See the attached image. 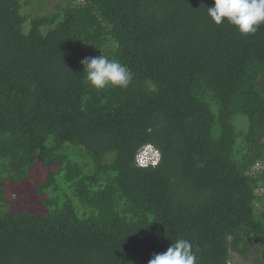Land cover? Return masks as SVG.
Wrapping results in <instances>:
<instances>
[{
	"label": "trees",
	"instance_id": "obj_1",
	"mask_svg": "<svg viewBox=\"0 0 264 264\" xmlns=\"http://www.w3.org/2000/svg\"><path fill=\"white\" fill-rule=\"evenodd\" d=\"M213 4L0 0V264H148L181 238L197 264H264V24ZM102 54L127 87L87 81Z\"/></svg>",
	"mask_w": 264,
	"mask_h": 264
},
{
	"label": "clouds",
	"instance_id": "obj_2",
	"mask_svg": "<svg viewBox=\"0 0 264 264\" xmlns=\"http://www.w3.org/2000/svg\"><path fill=\"white\" fill-rule=\"evenodd\" d=\"M207 13L217 25L227 20L241 34H254L264 24V0H214ZM81 64L86 69L87 81L97 89L108 85L127 87L132 79V72L126 65L104 54L85 57ZM160 161L159 150L150 143L139 150L136 159L140 167L157 166ZM148 264H197V257L191 243L181 238L166 251L153 253Z\"/></svg>",
	"mask_w": 264,
	"mask_h": 264
},
{
	"label": "rangeland",
	"instance_id": "obj_3",
	"mask_svg": "<svg viewBox=\"0 0 264 264\" xmlns=\"http://www.w3.org/2000/svg\"><path fill=\"white\" fill-rule=\"evenodd\" d=\"M48 8L50 6H47ZM263 141V140H261ZM8 184V182H7ZM7 203L11 210L18 211L20 209L34 210L39 205V200L35 196L33 187L27 183L8 184L6 185ZM232 258L239 264H254L252 260H245L237 254H232ZM243 259V260H242Z\"/></svg>",
	"mask_w": 264,
	"mask_h": 264
}]
</instances>
